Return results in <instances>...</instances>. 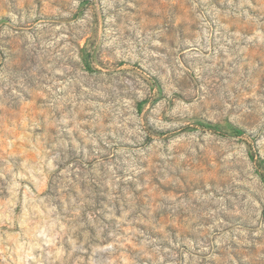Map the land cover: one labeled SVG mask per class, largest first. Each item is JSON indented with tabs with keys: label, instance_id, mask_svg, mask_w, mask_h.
Segmentation results:
<instances>
[{
	"label": "rangeland",
	"instance_id": "obj_1",
	"mask_svg": "<svg viewBox=\"0 0 264 264\" xmlns=\"http://www.w3.org/2000/svg\"><path fill=\"white\" fill-rule=\"evenodd\" d=\"M0 264H264V0H0Z\"/></svg>",
	"mask_w": 264,
	"mask_h": 264
}]
</instances>
